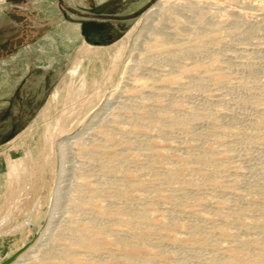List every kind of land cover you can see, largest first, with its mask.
<instances>
[{"label":"rangeland","instance_id":"obj_1","mask_svg":"<svg viewBox=\"0 0 264 264\" xmlns=\"http://www.w3.org/2000/svg\"><path fill=\"white\" fill-rule=\"evenodd\" d=\"M157 1H137L112 43H87L118 44L121 57L105 78L111 57L88 73L91 97L82 111V97L71 106L61 135L59 104L38 115L86 43L67 18L70 0L0 2V216L11 186L29 196L0 232V263L25 254L20 264H57L56 251L69 247L71 264H264V0H204L190 24L201 30L176 31L169 48L194 45L187 40L202 31L211 41L177 68L159 56L140 62L142 16ZM147 110L163 121L143 119ZM176 118L181 124L169 125ZM29 154L38 166L31 175ZM87 225L101 233L81 248L69 232Z\"/></svg>","mask_w":264,"mask_h":264},{"label":"bare ground","instance_id":"obj_2","mask_svg":"<svg viewBox=\"0 0 264 264\" xmlns=\"http://www.w3.org/2000/svg\"><path fill=\"white\" fill-rule=\"evenodd\" d=\"M3 0H0V2H2ZM204 0H158L155 4H153V6L149 7L148 10H146L145 14L142 16V27H141V30L139 32V34L141 33L142 35L145 36V38L142 40V42L139 45V50L141 51H145V54H147L148 56L146 58H143V59H140V62L142 61L143 63H148V61L150 60H157L156 59V56H159L160 58L158 59H166V61L168 62L167 64L168 65H171V66H176V63L179 62V59L181 58L182 60V57H185L187 56L188 52L189 54L190 51H197L201 48L204 47V45L208 46V42H210L209 40L207 41H202L200 40V38H198V36L200 34L203 33H199V32H196V34L199 35L198 36H194L193 34V38H189L187 41H193L195 42L194 45L193 44H190V45H186V46H182L180 48H177V49H170V45L169 44H174V38L176 37V31H180L182 30L185 31H191V33H194L195 34V29L196 31L198 30L197 28L195 27H190V24L192 25L193 21L192 20V17H194V15L192 14L193 12L197 14V11L199 10V8L203 9L204 7H207V4H209L208 2H202ZM200 6V7H199ZM203 7V8H202ZM200 9V10H201ZM207 11V10H206ZM192 14V15H191ZM197 17V16H196ZM204 19V18H203ZM191 20V22H190ZM205 20V19H204ZM203 22V20H202ZM211 22V20H210ZM209 22V23H210ZM196 23V22H195ZM205 23V22H204ZM207 23V22H206ZM208 23V24H209ZM211 24V23H210ZM209 24V25H210ZM235 24V23H234ZM212 25V24H211ZM243 25V24H242ZM203 26V25H202ZM206 26V25H205ZM199 27V26H198ZM237 27V26H236ZM235 27V28H236ZM203 28V27H202ZM205 28V27H204ZM203 28V29H204ZM220 28V27H219ZM217 28V29H219ZM206 29V28H205ZM204 29V30H205ZM208 29V28H207ZM201 29H199L198 31H200ZM209 30V29H208ZM206 31L207 33L210 32V30H213V29H210L209 31ZM232 30V29H231ZM185 31V32H187ZM214 31V30H213ZM181 32V31H180ZM205 32V33H206ZM190 33V32H189ZM204 33V34H205ZM206 33V34H207ZM230 33V32H229ZM237 33V32H236ZM239 33V31H238ZM128 34V33H127ZM130 34V32H129ZM128 34V35H129ZM205 34V36H206ZM209 34V33H208ZM241 34V33H240ZM245 35V33H244ZM173 36H175L174 38H172ZM202 36L204 37V35L202 34ZM238 36V35H237ZM191 37V36H190ZM178 39V38H177ZM176 39V40H177ZM181 39V38H180ZM184 39V38H183ZM183 39H181V45H184L183 42ZM173 40V41H172ZM179 40V39H178ZM180 41V40H179ZM197 41L198 42H201L200 44H197ZM186 42V41H185ZM176 43V42H175ZM178 43V41H177ZM180 43V42H179ZM187 43V42H186ZM207 43V44H206ZM212 43V42H211ZM117 45L118 44H115L114 46H106V47H97V46H90V45H87L86 43H84L83 45H81L79 48H78V51L74 57V59L72 60V64L71 66L68 68V70L66 71V73L63 75V78L59 81L58 85L55 87V89L52 91V93L49 95L48 97V100L46 102V104L43 106L41 112L39 113L38 117H47V115H49V112H50V109L53 105H57L59 104L61 106V109L60 111L62 110V112L57 116V120H56V123H55V127L57 128V133L56 135L59 134L61 135V132H64L65 131V120H66V113L68 112V110L71 108L72 105H76L77 104V100L79 99L80 100V97H82L83 99L80 100V102L78 103L79 104V110L82 111L83 109V106L85 103H88L89 101V97L91 96H88L86 94L88 90V85H87V82H86V78H88V73L91 72V70L93 69V67L97 64V63H100L101 65L104 64V61L106 60L107 57H111V62L110 64H112L110 66V68H107L106 71H103V77L105 78V76H109L112 72H113V69L116 67L117 65V61L118 59L121 57V47H118L117 48ZM171 45V47H172ZM175 45V44H174ZM177 45V44H176ZM210 45V44H209ZM212 45V44H211ZM178 46V45H177ZM177 46H174L173 48L177 47ZM117 49L116 53L115 54H111V49ZM205 48V47H204ZM209 48V47H208ZM135 49V48H134ZM133 50V49H132ZM158 53H155L156 51H158ZM204 50V49H203ZM202 50V51H203ZM207 51V49H205ZM204 50V51H205ZM203 51V52H204ZM150 54H148V53ZM208 52V51H207ZM202 54V52H200ZM205 53V52H204ZM188 54V55H189ZM196 54L199 55V53L196 52ZM211 55V54H210ZM220 55V54H219ZM142 56V55H141ZM190 56V55H189ZM187 56V58L189 57ZM155 57V58H154ZM207 57V55H206ZM137 58V57H136ZM149 58V59H148ZM107 59H110V58H107ZM161 59V60H162ZM190 59V58H189ZM196 60V59H195ZM136 61V60H135ZM184 61V60H183ZM141 62V63H142ZM160 62H165V61H159V64ZM201 62V61H200ZM218 62V61H217ZM216 62V63H217ZM227 62V61H226ZM139 63V62H138ZM156 63H158V61H156ZM183 63V62H182ZM186 63V62H185ZM192 63V62H191ZM157 64V65H159ZM175 64V65H173ZM202 64V63H201ZM153 65H155L153 63ZM179 65V63H178ZM187 65V64H186ZM233 65V64H232ZM124 66V65H123ZM163 66V65H162ZM169 66V67H171ZM181 66V65H180ZM215 66V65H214ZM126 67V66H125ZM178 66H176L177 68ZM212 67V66H211ZM127 68V67H126ZM166 68V67H165ZM94 70V69H93ZM125 70V69H124ZM170 70V69H169ZM173 70V69H172ZM166 71V70H165ZM170 72V71H169ZM175 72V71H174ZM198 72V71H197ZM202 72V71H201ZM124 73V72H123ZM172 73V72H171ZM176 73V72H175ZM166 75L168 74L167 72L165 73ZM173 74V73H172ZM160 75V74H159ZM163 75V74H162ZM193 75V74H192ZM154 76V75H153ZM165 76V75H164ZM197 77V76H196ZM254 77V76H253ZM193 78V77H192ZM207 78V77H206ZM249 78V77H248ZM103 79V78H102ZM130 79V78H129ZM147 79V78H146ZM158 79V78H157ZM180 79V78H178ZM182 79V78H181ZM191 79V78H190ZM189 79V80H190ZM199 79V78H198ZM204 79V77H203ZM201 78V80H203ZM245 79V78H244ZM196 80V79H195ZM209 81V79H207ZM206 80V81H207ZM198 81V80H197ZM200 81V80H199ZM249 81V80H248ZM188 82V81H187ZM202 82V81H201ZM254 82V81H253ZM95 83H97V80L95 81ZM146 84V83H145ZM187 84V83H186ZM190 84V83H189ZM191 85V84H190ZM204 85V84H203ZM240 85V84H239ZM252 86V85H251ZM189 87V86H188ZM117 88V87H116ZM128 89V88H127ZM193 89V88H192ZM264 89V88H263ZM95 90V89H94ZM93 90V94L97 91L94 92ZM182 90V89H181ZM190 90V89H189ZM173 93V92H172ZM260 93V92H259ZM86 94V95H85ZM97 96L99 95L98 93H95ZM169 94V93H168ZM251 94V93H250ZM94 96V95H93ZM251 96V95H250ZM132 99V98H131ZM150 100V99H149ZM154 100V99H153ZM244 100V98H243ZM91 102V101H90ZM89 102V103H90ZM245 102V101H244ZM149 103V102H148ZM241 104V103H240ZM250 104V103H249ZM171 105V104H170ZM252 105V104H251ZM127 106V105H126ZM167 107V106H166ZM60 108V107H59ZM121 108V107H120ZM133 108V107H132ZM131 108V109H132ZM137 109V108H136ZM157 109V108H156ZM154 109V110H156ZM56 110H57V107H56ZM152 110V109H151ZM149 111L147 110V112L145 111V113L143 114V119H147V121L151 122V121H156V122H162L163 120L157 116L155 114L156 111ZM198 110V109H197ZM59 111V110H58ZM157 111H159L157 109ZM162 111V110H161ZM160 112V111H159ZM165 112V111H164ZM170 112V111H168ZM173 112V111H172ZM162 113V112H161ZM120 114V113H119ZM154 114L156 115V118L154 117ZM159 114V113H158ZM173 114V113H172ZM177 114V113H176ZM188 114V112L186 113ZM183 115V114H182ZM201 115V114H200ZM141 116V115H140ZM176 116V115H175ZM178 116V115H177ZM154 117V118H153ZM183 117V116H182ZM181 117V119H183ZM190 117V116H189ZM210 117V116H209ZM134 118V116H133ZM142 118V117H141ZM186 118V116H185ZM201 118V117H200ZM120 119V118H119ZM126 120V118H124ZM132 119V118H131ZM140 119V117H139ZM181 119L180 118H176L174 119V121L172 123H169V125L173 124L174 126V123L175 124H178L179 123L181 124ZM203 119V118H202ZM121 120V119H120ZM120 120L118 122H120ZM123 120V121H125ZM130 120V118L128 119ZM142 119H140V122ZM170 120V119H169ZM189 120V119H188ZM144 121V120H143ZM165 121V119H164ZM190 121V120H189ZM126 122V121H125ZM194 122V121H193ZM206 122V121H205ZM49 123V122H48ZM52 123V122H51ZM165 124V122H163ZM163 123H157L158 125H163ZM121 124V123H119ZM126 124V123H124ZM134 125V124H133ZM136 125V124H135ZM159 125V128H161V126ZM185 125V124H184ZM195 125V124H194ZM113 126V125H112ZM123 126V125H121ZM140 126V125H138ZM141 126H144V125H141ZM167 126V125H166ZM163 125V127H166ZM192 126V125H191ZM31 128L30 129H35V125L33 126H30ZM111 127V126H110ZM109 127V128H110ZM146 127V126H145ZM148 127V126H147ZM177 127V126H176ZM182 127V125H181ZM211 127V126H210ZM218 127V126H217ZM37 128V127H36ZM48 128V127H47ZM142 128V127H141ZM157 128V129H159ZM53 129V128H52ZM55 129V128H54ZM106 129V128H105ZM108 129V128H107ZM171 129V128H170ZM173 129V128H172ZM199 129V128H198ZM120 130V129H119ZM232 130V129H231ZM241 130V129H240ZM128 131V130H127ZM148 131V130H147ZM156 131V130H155ZM174 131V130H173ZM202 131V130H201ZM45 132V135H47V137H44L46 138V144L49 145V147H51L54 143V140L55 138H51L53 137L51 135L48 136L49 134H51V132L49 131V129H46ZM54 132V131H53ZM52 132V133H53ZM124 132V131H123ZM126 132V131H125ZM131 132V131H130ZM154 132V131H153ZM104 133V132H103ZM120 133V132H119ZM163 133V132H162ZM198 133V132H197ZM157 134V133H156ZM188 134V133H187ZM44 135V134H43ZM44 135V136H45ZM120 135V134H119ZM139 135V134H138ZM163 135V134H162ZM168 135V134H167ZM166 135V136H167ZM197 135V134H196ZM204 135V134H203ZM206 135V133H205ZM235 135V134H233ZM232 135V136H233ZM246 135V134H245ZM118 136V135H117ZM130 136V135H129ZM140 136V135H139ZM144 136V135H143ZM151 136V135H150ZM149 136V137H150ZM153 136V135H152ZM201 136V135H200ZM138 137V136H136ZM142 137V136H141ZM148 137V136H147ZM211 137V136H210ZM237 137V136H236ZM146 138V137H145ZM229 138V137H228ZM129 139V138H128ZM148 139V138H147ZM150 139V138H149ZM148 139V140H149ZM154 139V138H153ZM183 139V138H182ZM45 140V139H44ZM97 140V139H96ZM138 140V139H137ZM84 141V140H83ZM136 141V140H134ZM163 141V140H162ZM165 141V140H164ZM208 141V140H206ZM211 141V140H210ZM97 142V141H96ZM149 142V141H148ZM71 143V142H70ZM69 143V144H70ZM201 143V142H199ZM63 144V143H62ZM60 143V146L62 145ZM108 144V143H107ZM142 144V143H140ZM147 144V143H146ZM132 145V144H131ZM149 144H147L148 146ZM195 145V144H194ZM140 146V145H139ZM146 146V145H145ZM48 147V148H49ZM110 147V146H109ZM134 148V147H133ZM145 148V147H144ZM124 149V148H123ZM122 149V150H123ZM195 149V148H194ZM49 150V149H48ZM169 150V149H168ZM126 151V150H125ZM136 151V150H135ZM139 151V150H138ZM150 151V150H149ZM184 151V150H183ZM123 152V151H122ZM143 152V150H142ZM147 152V151H146ZM92 153V152H90ZM100 153V152H99ZM202 153V152H201ZM98 154V153H97ZM149 154V153H148ZM88 155V154H87ZM180 155V154H179ZM218 155V154H217ZM143 157V156H142ZM145 157V156H144ZM150 157V156H149ZM153 157V156H152ZM90 158V157H89ZM137 158V157H136ZM103 159V158H102ZM154 159V158H152ZM110 160V159H109ZM111 161V160H110ZM96 162V161H95ZM104 162V161H103ZM124 162V160H123ZM193 162V161H192ZM152 163V162H151ZM191 163V162H190ZM28 166H29V173L30 175L34 172H36V170L38 169V166H36V163L33 161V158L32 156L29 154L28 155V159H27V163H26ZM85 164V163H84ZM97 164V163H96ZM120 164V163H119ZM122 164V163H121ZM177 164V163H176ZM118 165V164H117ZM200 165V164H199ZM202 165V164H201ZM121 166V165H120ZM125 166V165H124ZM140 166V165H139ZM138 166V167H139ZM145 166V165H144ZM207 167V165H206ZM136 168V167H135ZM142 168V167H141ZM151 168V167H150ZM81 169V168H80ZM109 169V168H108ZM121 169V168H120ZM140 169V168H139ZM175 169V167H174ZM218 169V167H217ZM163 170V169H162ZM150 171V170H149ZM192 171V170H191ZM215 171V170H214ZM136 172V171H135ZM134 172V173H135ZM161 172V171H160ZM121 173V172H119ZM133 173V174H134ZM151 173V172H150ZM157 173V172H156ZM162 173V172H161ZM168 173V172H167ZM158 174V173H157ZM165 174V172H164ZM222 174V173H221ZM29 175V176H30ZM143 175V174H142ZM162 175V174H161ZM208 175V174H207ZM215 175V174H214ZM205 177V176H204ZM208 177V176H207ZM102 178V177H101ZM28 179V178H26ZM94 179V178H93ZM25 180V179H24ZM22 180L18 187L21 186V184L23 183ZM31 182L33 181V178H30L29 179ZM98 181V180H97ZM121 181V180H120ZM30 182V183H31ZM192 182V181H190ZM16 181L12 182V185H15ZM72 184V183H71ZM98 184V183H97ZM107 184V183H106ZM28 186V185H27ZM74 186V185H73ZM77 186V185H76ZM80 187V186H79ZM125 187V186H124ZM104 188V187H103ZM123 188V187H121ZM78 189V188H77ZM115 189V188H114ZM78 192V190H76ZM74 191V192H76ZM80 191V190H79ZM87 191V190H86ZM89 191V190H88ZM139 191V190H138ZM186 191V190H185ZM82 192V191H81ZM8 196L6 197V200L1 208V213L2 215L0 216L1 220H0V232H1V235L2 233V229L3 227H5V225L8 224L9 220L11 219V216L12 214L14 215V212L15 211H19V212H22L27 210L26 209V204H27V200L29 198L28 194H18L16 193V187L13 188V186L10 187V191L8 192ZM82 194V193H81ZM79 195H80V192H79ZM78 196V194H77ZM84 196V195H82ZM180 196V195H179ZM183 196V195H182ZM75 197V196H74ZM81 197V196H80ZM79 196L76 197V198H80ZM212 197V196H211ZM75 198V199H76ZM82 198V197H81ZM85 196L83 197V200H84ZM87 198V197H86ZM85 198V199H86ZM70 199V198H69ZM215 199V198H214ZM74 200V199H73ZM78 200V199H76ZM133 200V199H132ZM75 201V200H74ZM85 201V200H84ZM126 201V200H125ZM78 202V201H77ZM75 203L74 202V206H78L79 203ZM83 202V201H80V203ZM69 203V202H68ZM87 203V202H86ZM145 205V204H144ZM88 206V205H87ZM109 206V205H108ZM104 207V206H103ZM106 207V206H105ZM110 207V206H109ZM125 207V206H124ZM78 208V207H77ZM127 208V207H126ZM103 209V208H102ZM101 209V211H103ZM122 209V207H121ZM69 210V209H68ZM140 210V209H139ZM100 211V212H101ZM120 211V210H118ZM107 212V211H106ZM142 212V211H141ZM155 212V211H154ZM79 213V212H78ZM91 213V212H90ZM127 213V212H126ZM140 213V212H139ZM123 215V213H121ZM206 214V213H205ZM213 214V213H212ZM77 215V214H76ZM91 215V214H89ZM107 215H108V212H107ZM114 215V214H113ZM119 215V214H117ZM80 216V215H79ZM122 217V216H121ZM130 217V216H128ZM206 217V216H205ZM12 220V219H11ZM97 221V220H96ZM139 221V220H137ZM99 222V221H98ZM106 222V221H105ZM121 222V221H120ZM68 223V222H67ZM77 223V222H76ZM85 223V222H84ZM88 223V222H87ZM95 223V222H94ZM93 223V224H94ZM111 223V222H109ZM115 223V222H114ZM113 223V224H114ZM125 223V222H124ZM118 224V223H116ZM72 225V224H71ZM89 225H90V221H89ZM101 225V223H100ZM108 225V224H106ZM102 226V225H101ZM98 227V226H97ZM96 226H86L82 229H72L71 228V231L69 232L71 234V238L74 239L75 243H77V245H79V247L82 248V245L83 244H86V245H94L95 242L93 241V237L94 236H97V235H100V230L97 228ZM238 227V226H237ZM67 228V227H66ZM147 228V227H146ZM69 229V228H67ZM66 229V230H67ZM105 231V230H104ZM103 232V231H102ZM119 233V232H117ZM63 234V233H62ZM68 234V233H67ZM104 234V233H103ZM69 235V234H68ZM61 236V235H60ZM65 234L62 236L61 239L65 240L66 237H64ZM67 236V235H66ZM103 236V235H102ZM209 236V235H208ZM64 237V238H63ZM68 238V236H67ZM70 238V239H71ZM131 238V236H130ZM246 238V237H245ZM69 239V240H70ZM68 240V239H67ZM69 242V241H68ZM68 242L66 241V244H68ZM212 241H210L211 243ZM209 243V244H210ZM37 243L32 245L27 253L30 254L32 252H30L31 250H34L36 247ZM73 245V244H72ZM60 246V245H59ZM67 246V245H66ZM65 246V247H66ZM69 246V244H68ZM67 246V247H68ZM84 246V245H83ZM209 246V245H208ZM224 246V245H223ZM62 247H64L62 245ZM61 246L58 248L61 250L62 248ZM72 247V246H71ZM77 247V246H76ZM96 247V246H94ZM34 248V249H33ZM56 248V246H55ZM93 248V246H92ZM162 248V247H161ZM97 249V248H96ZM54 250V249H53ZM91 250V248H90ZM202 250V249H201ZM30 252V253H29ZM75 252H76V249H70L68 247V250H64V251H59L58 252L56 251V256L57 255H61L60 257L61 258V261L58 262L57 264H71L72 262L68 261V258L75 255ZM79 252V251H78ZM92 252V251H91ZM214 252V251H213ZM216 252V251H215ZM50 254V252H49ZM91 254V253H90ZM93 254V253H92ZM189 254V253H188ZM47 255V254H46ZM26 255L23 254L21 256H19L18 258L15 259L14 263L12 264H20V262H23V258L25 257ZM28 256V255H27ZM53 256V255H52ZM79 256V255H78ZM93 256V255H92ZM212 256V255H211ZM223 256V255H222ZM48 257V256H46ZM54 257V256H53ZM52 257V258H53ZM75 257V256H74ZM27 258V257H26ZM49 258V257H48ZM55 258V257H54ZM94 258V257H93ZM233 258V257H232ZM25 259V258H24ZM47 259V258H46ZM51 259V258H50ZM210 259V258H209ZM218 259V258H217ZM221 259V258H220ZM54 260V259H53ZM56 260V259H55ZM92 260V259H91ZM194 260V259H193ZM25 261V260H24ZM49 261V260H48ZM52 261V260H51ZM58 261V259H57ZM89 261V260H88ZM206 261V260H205ZM24 263V262H23ZM22 264V263H21ZM45 264V263H43ZM46 264H51V263H46ZM54 264V263H53ZM99 264V263H98ZM207 264V263H205Z\"/></svg>","mask_w":264,"mask_h":264},{"label":"flooded vegetation","instance_id":"obj_3","mask_svg":"<svg viewBox=\"0 0 264 264\" xmlns=\"http://www.w3.org/2000/svg\"><path fill=\"white\" fill-rule=\"evenodd\" d=\"M137 1L140 0H83V4H78L76 0H70L71 13L67 18L77 25L86 44H110L122 32L125 19L137 14ZM132 5L136 9L125 14Z\"/></svg>","mask_w":264,"mask_h":264},{"label":"water","instance_id":"obj_4","mask_svg":"<svg viewBox=\"0 0 264 264\" xmlns=\"http://www.w3.org/2000/svg\"><path fill=\"white\" fill-rule=\"evenodd\" d=\"M14 257H15V255H12L11 257L7 258L6 260L1 262L0 264H8L10 261H12L14 259Z\"/></svg>","mask_w":264,"mask_h":264},{"label":"crops","instance_id":"obj_5","mask_svg":"<svg viewBox=\"0 0 264 264\" xmlns=\"http://www.w3.org/2000/svg\"><path fill=\"white\" fill-rule=\"evenodd\" d=\"M31 216H32V215L30 214V220H31V218H32Z\"/></svg>","mask_w":264,"mask_h":264}]
</instances>
